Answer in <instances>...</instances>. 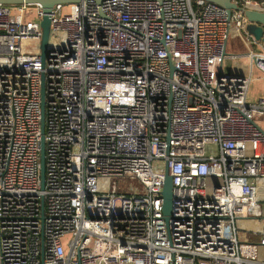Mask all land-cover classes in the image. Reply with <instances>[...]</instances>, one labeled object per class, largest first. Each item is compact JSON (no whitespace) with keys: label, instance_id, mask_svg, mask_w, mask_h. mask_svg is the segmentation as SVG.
I'll use <instances>...</instances> for the list:
<instances>
[{"label":"built area","instance_id":"obj_1","mask_svg":"<svg viewBox=\"0 0 264 264\" xmlns=\"http://www.w3.org/2000/svg\"><path fill=\"white\" fill-rule=\"evenodd\" d=\"M43 15L0 5V264H264V218L255 243L236 227L237 210L257 207L249 180L264 179V99L248 104L249 78L221 73L231 32L264 75L242 13L204 0L56 4L41 63ZM126 178L142 190L118 191Z\"/></svg>","mask_w":264,"mask_h":264},{"label":"water","instance_id":"obj_2","mask_svg":"<svg viewBox=\"0 0 264 264\" xmlns=\"http://www.w3.org/2000/svg\"><path fill=\"white\" fill-rule=\"evenodd\" d=\"M80 1H93L99 2L102 0H0V5L7 6H17V5H32L38 4L41 7L43 12V17L40 20L39 26L41 30V36L39 41V59L43 63L45 50H46V39L48 34V19L45 14H47L50 8L56 4H74ZM159 1V0H154ZM206 2L212 3L220 8H222L227 17L229 18L230 13L241 12L243 17L246 20L244 26L245 33L251 36L254 43H257L261 46V49L264 51V0H249L257 2L260 5V10H248L242 9L236 5L237 1L243 0H204ZM39 127H40V141H39V178L40 186L43 184V175H44V143H43V76L40 77V118H39ZM161 214L163 221L166 223L170 216L171 208V179L167 175L166 169L163 172V183L161 187Z\"/></svg>","mask_w":264,"mask_h":264},{"label":"crops","instance_id":"obj_3","mask_svg":"<svg viewBox=\"0 0 264 264\" xmlns=\"http://www.w3.org/2000/svg\"><path fill=\"white\" fill-rule=\"evenodd\" d=\"M238 43V41H231L229 44L226 42L225 55L223 57V61L227 60L225 73L249 78L246 102L253 104L258 99H264V75L249 62L245 54H243L244 52L242 53L241 43H239L240 45ZM250 49L256 52L263 51L257 43L250 45ZM255 122L258 127L264 129V117L257 116ZM249 182L253 185L256 193L257 207L251 215H247L244 210H237L236 227L240 242L255 243L260 221L264 218V179H250Z\"/></svg>","mask_w":264,"mask_h":264},{"label":"rangeland","instance_id":"obj_4","mask_svg":"<svg viewBox=\"0 0 264 264\" xmlns=\"http://www.w3.org/2000/svg\"><path fill=\"white\" fill-rule=\"evenodd\" d=\"M31 20H33V19H31ZM244 32H245V29H244ZM231 41H238L239 43H241V45H242V48H241L242 49V53L244 52L243 54H246L249 51L247 45L244 43V41L239 36L232 35L231 32H229V37H228L227 43L229 44V42H231ZM226 63H227V60H224L223 63H222V70H221L222 74H226L225 73ZM246 100H247V98H246ZM205 152L207 154H210V153L213 152V148L211 146H206L205 147ZM153 166L156 167V168H159L160 164L155 162L153 164ZM119 182L120 183H118V185H117V190L118 191H129V190L140 191V190H142V188L140 187L138 182H136L134 180H129V179L126 178V179H121ZM257 257L259 259H264V249H258Z\"/></svg>","mask_w":264,"mask_h":264}]
</instances>
